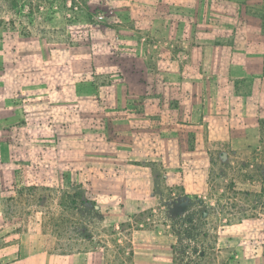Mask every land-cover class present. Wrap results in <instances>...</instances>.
<instances>
[{"label":"crops","instance_id":"1","mask_svg":"<svg viewBox=\"0 0 264 264\" xmlns=\"http://www.w3.org/2000/svg\"><path fill=\"white\" fill-rule=\"evenodd\" d=\"M124 5L76 75L64 58L46 65L44 83H35L45 122L33 124L44 133L26 137L29 151L17 143L0 154V223L10 199L43 195L29 231L0 248V264H115L112 247L131 264H172L170 226L149 225L165 208L158 180L171 195L181 186L211 204L216 164L264 145V0ZM20 167L35 186L17 184Z\"/></svg>","mask_w":264,"mask_h":264},{"label":"rangeland","instance_id":"2","mask_svg":"<svg viewBox=\"0 0 264 264\" xmlns=\"http://www.w3.org/2000/svg\"><path fill=\"white\" fill-rule=\"evenodd\" d=\"M50 1L49 9L45 8L41 14L32 16L28 14L26 5L20 15L15 16L6 4L0 2V154L3 156L13 153V146L17 143L29 151V142L24 141L28 140L26 137L44 133L43 129L33 124L38 118H41L39 122H45L44 113L37 115V111L45 105L44 99L35 96V83H44L42 78L46 65L51 59L64 58L71 64L70 75H76L77 65L91 52L94 39H99L97 42L100 43L109 38L106 27H113L116 11H124L126 7L125 0ZM52 49H56L53 54ZM41 87L42 91L45 90ZM23 126L32 128L23 130ZM28 151L24 157L30 155ZM16 172L17 184L23 188L35 186L25 177L22 167L17 168ZM262 178L264 145L259 150L244 148L239 151L238 158L231 157L216 164L209 194L213 198L212 205L208 199L200 198L201 202L198 203L193 197L185 198L181 186L175 188L176 196L171 195L172 188L158 180V201L165 208L153 212L149 225L152 229L153 221H156L166 222L170 226L166 231L171 237L169 240L166 238L164 249L169 256L168 261L176 259V264H225L230 255L232 260L228 264H264V251L262 254L260 248L264 237V194H260ZM61 181L65 182L55 180V187H61ZM10 200L11 203L6 202L9 208L4 212V222L0 223V248H12L16 244V236L29 231L30 223L36 220V212L31 208L35 202L43 200V195L24 192L15 200ZM210 206L217 210V214L210 220H197L195 213L199 215L201 210L205 211ZM145 213L151 215V212ZM54 214L57 224L61 223L65 212L59 208ZM245 214L254 215V218H248L254 220L239 224ZM228 221L230 225H227ZM193 222L201 228L200 232L207 234L213 226L221 227V243L230 247L218 254V261L213 260L214 255L210 250L212 239L210 236L199 237L193 229ZM161 231L166 234L163 227ZM117 249H111L112 256L118 258L115 264H131L129 259L120 258ZM241 249V256L238 257V250Z\"/></svg>","mask_w":264,"mask_h":264},{"label":"trees","instance_id":"3","mask_svg":"<svg viewBox=\"0 0 264 264\" xmlns=\"http://www.w3.org/2000/svg\"><path fill=\"white\" fill-rule=\"evenodd\" d=\"M23 4H21V2H24ZM0 2H3L4 4L7 5V7L9 8V10L13 13V15L18 16L20 15V13L22 12L23 8L26 7L28 8V14L30 16H32L33 14L37 13V14H41L43 11V9L45 8H50V5L52 4L50 0H0ZM27 3V4H26ZM11 22H14V20H11ZM261 183H262V190H261V195L263 196L264 194V178L261 179ZM246 195H249L248 193H245ZM185 198H190L188 196H184ZM194 199H196L198 201V203L201 202V200H199L197 197H194ZM200 214L195 213L196 219L200 220V218H203L204 220H210V218H212L213 216H215L217 214V210L213 207L208 208L205 211H200ZM219 214V212H218ZM255 216H249L247 214L243 215V217L240 219L239 223H241L243 220L248 219V218H254ZM231 223H229V221L227 222V225H230ZM220 226H213L211 232H208V234L206 232L202 233L201 228H198V225L195 224V222H193V229L194 231H196L198 233V236L200 237V235L202 237H209L212 239L213 244L210 247L211 252L213 253V260L218 261V254L221 253L220 249H217V239H218V235H219V231ZM202 233V234H200ZM210 233V234H209ZM196 252V250H194V253ZM217 254V255H216ZM187 255V254H186ZM185 259V258H184ZM232 260V256L228 255L226 258V262L225 264H228V262ZM172 264H176V259H173Z\"/></svg>","mask_w":264,"mask_h":264},{"label":"built area","instance_id":"4","mask_svg":"<svg viewBox=\"0 0 264 264\" xmlns=\"http://www.w3.org/2000/svg\"><path fill=\"white\" fill-rule=\"evenodd\" d=\"M143 40H145V41H146L147 39H143Z\"/></svg>","mask_w":264,"mask_h":264}]
</instances>
